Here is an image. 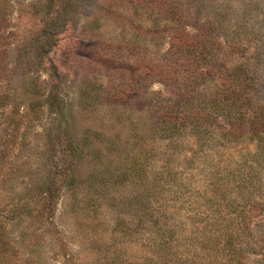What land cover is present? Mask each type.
I'll list each match as a JSON object with an SVG mask.
<instances>
[{
    "label": "rangeland",
    "instance_id": "374dc122",
    "mask_svg": "<svg viewBox=\"0 0 264 264\" xmlns=\"http://www.w3.org/2000/svg\"><path fill=\"white\" fill-rule=\"evenodd\" d=\"M162 224L158 264H264V0H0V264Z\"/></svg>",
    "mask_w": 264,
    "mask_h": 264
},
{
    "label": "trees",
    "instance_id": "16d2710c",
    "mask_svg": "<svg viewBox=\"0 0 264 264\" xmlns=\"http://www.w3.org/2000/svg\"><path fill=\"white\" fill-rule=\"evenodd\" d=\"M172 229H174V227L167 224L164 226L162 224L161 227L155 229L154 233H151L149 239L144 244L146 252L142 264H158L157 259L163 256L161 250L167 249L169 246V241L167 239ZM157 251H160L161 255L158 254Z\"/></svg>",
    "mask_w": 264,
    "mask_h": 264
}]
</instances>
